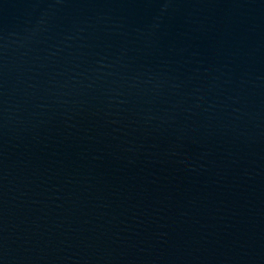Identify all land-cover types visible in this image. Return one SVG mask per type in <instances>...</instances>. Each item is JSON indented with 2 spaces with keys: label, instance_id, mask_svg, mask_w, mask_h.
Listing matches in <instances>:
<instances>
[{
  "label": "water",
  "instance_id": "obj_1",
  "mask_svg": "<svg viewBox=\"0 0 264 264\" xmlns=\"http://www.w3.org/2000/svg\"><path fill=\"white\" fill-rule=\"evenodd\" d=\"M0 264H264V0H0Z\"/></svg>",
  "mask_w": 264,
  "mask_h": 264
}]
</instances>
